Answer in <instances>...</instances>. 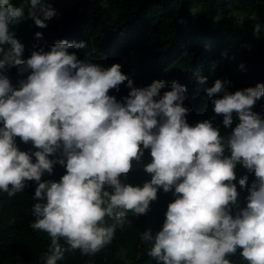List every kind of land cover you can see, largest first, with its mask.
<instances>
[{
	"label": "clouds",
	"instance_id": "1",
	"mask_svg": "<svg viewBox=\"0 0 264 264\" xmlns=\"http://www.w3.org/2000/svg\"><path fill=\"white\" fill-rule=\"evenodd\" d=\"M28 4L26 12L0 0V192L12 197L36 182L30 226L51 238L43 264H58L66 251L95 256L124 229L129 212L148 213L160 189L175 198L160 230L140 235L156 264H233L229 257L237 252L247 264H264V115L253 110L264 82L230 92L229 81L216 79L204 88L225 128L238 117L225 137L215 116L188 122L186 85L153 80L137 87L120 63L104 67L69 51L86 48L85 41L63 39L25 58L12 26L30 18L46 28L57 15L50 0ZM254 31L261 35V26ZM13 67L27 73L16 86L6 75ZM197 80L204 85L207 77ZM125 81L126 96L110 94ZM17 137L35 150H21ZM146 149L152 159L143 167L151 178L126 183ZM56 164L66 169L60 179H42ZM238 164L255 176L250 185L247 174L238 179L248 192L243 207Z\"/></svg>",
	"mask_w": 264,
	"mask_h": 264
},
{
	"label": "trees",
	"instance_id": "2",
	"mask_svg": "<svg viewBox=\"0 0 264 264\" xmlns=\"http://www.w3.org/2000/svg\"><path fill=\"white\" fill-rule=\"evenodd\" d=\"M27 12L28 0H13ZM57 15L40 28L30 18L13 25L12 30L25 46L24 57L34 48L44 47L67 39L87 42L86 48H74L78 57H88L95 63L109 67L120 63L122 71L133 78L137 87L153 80H173L186 85L184 105L191 108L187 114L190 124L204 119L213 120L227 137L238 117L233 114V124L225 128L223 115L213 112V105L204 91L216 79L226 80L230 92L255 86L264 82V0H50ZM196 9L193 14L191 9ZM261 26V35L255 34V25ZM43 33L36 38L35 32ZM243 65V68L240 66ZM197 74L207 77L199 84ZM14 86L27 73H18L16 68L6 73ZM120 85L119 92L110 90L117 99L128 94L129 89ZM170 90L168 88L163 91ZM222 95V94H221ZM253 110L264 115V97ZM17 139L21 150H35L31 143ZM150 150H145L141 161H133L126 183L142 185L151 177L144 165L151 161ZM66 169L56 164L51 175L42 179L59 180ZM237 190L240 206L246 205L247 189H241L239 177L247 174L250 185L255 179L242 165L236 167ZM35 181L26 182L22 192L9 197L0 192V264H43L42 254L48 251L50 236L42 230L31 228L35 219L31 215L34 203L32 195ZM175 197L172 192L158 191V198L151 202L146 215L132 216L123 230L118 229L113 242L95 256L81 255L79 250L66 251L58 264H156L148 256V247L140 235L147 229L153 233L160 230L168 204ZM60 243L67 248V244ZM123 251V256L121 252ZM233 264H247L239 252L230 256Z\"/></svg>",
	"mask_w": 264,
	"mask_h": 264
}]
</instances>
